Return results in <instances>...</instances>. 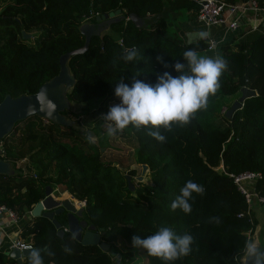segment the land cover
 I'll use <instances>...</instances> for the list:
<instances>
[{"label":"trees","instance_id":"1","mask_svg":"<svg viewBox=\"0 0 264 264\" xmlns=\"http://www.w3.org/2000/svg\"><path fill=\"white\" fill-rule=\"evenodd\" d=\"M0 2V101L5 95L33 93L54 76L58 57L82 46L79 26L86 17L93 23L95 16L117 9L123 16L112 22L108 31L91 36L86 51L67 62L74 78L66 94L68 101L78 104L97 99L84 114L100 116L107 111L108 102L119 100L114 90L120 79L129 87L134 80L155 85L157 77L165 72L178 75L174 65L184 63L186 50L200 53L206 47L205 40L183 42L163 32L167 23L162 15L164 8L183 10L191 21H197L198 6L193 0ZM256 2L264 6V0ZM129 14L143 23L135 26L125 19ZM31 30H37L33 44L21 38V32ZM119 38L122 45L117 42ZM132 48L140 53L138 60L120 59ZM217 48L227 61V70L206 110L199 111L184 127L174 125L171 132L161 129L166 136L164 143L149 136L147 129L126 128L136 141L132 163L138 169L145 166L146 182L134 179L137 169L122 171L104 153L102 142H107L108 136L103 133L106 129L100 126L102 122L93 126L102 131L99 135L79 125L63 126L31 115L15 122L11 132L0 139V158L12 167L11 174L0 175V204L23 220L18 233L21 239L30 240L34 248H45L41 253L45 264H163L132 247L134 235L143 239L163 226L178 235L189 233L194 237L191 253L174 264H240L244 243L251 240L256 220L252 204L247 207L227 174L259 172L261 177L254 186L264 195V25L219 43ZM158 56L162 63L157 61ZM241 87L254 94L246 97L229 118L222 112L224 126L215 125L212 115L220 110V100L238 96ZM66 113L68 110L62 111ZM97 135L102 142L96 141ZM125 174L134 182L132 191ZM188 180L201 185L204 192L193 193L192 212L186 215L180 209L173 211L171 204ZM57 185L62 190L57 188L56 193L64 191L63 198L73 205L84 202L78 220L84 222L82 231L98 234L97 243L83 245L73 239L66 230L65 211L54 215L63 231L61 236L47 218L28 214L44 197L45 187ZM100 242L107 245L105 251L98 246ZM0 264L16 263L0 252ZM22 264H29L28 257Z\"/></svg>","mask_w":264,"mask_h":264},{"label":"clouds","instance_id":"2","mask_svg":"<svg viewBox=\"0 0 264 264\" xmlns=\"http://www.w3.org/2000/svg\"><path fill=\"white\" fill-rule=\"evenodd\" d=\"M209 36L208 31L200 30L191 33L189 40H207ZM139 56L138 50L132 48L126 50L120 59L132 62L138 60ZM182 58L184 63L177 62L174 65L178 75L174 77L165 72L157 77L155 85L134 80L129 87L122 79L115 84L114 94L120 103L101 116L108 137H114L131 126L137 130L147 129L149 136L164 143L166 136L161 129L171 132L174 125L184 127L199 111L206 110L209 98L215 96L220 88V78L227 70V61L219 54L210 57L194 49L186 50ZM157 61L163 62L160 56ZM203 192L201 185L188 180L181 188V194L172 202L171 209H180L184 214H190L193 193L202 195ZM75 235L73 233V239ZM193 243L194 237L191 234L178 235L167 226L160 227L154 234L143 239L139 235L132 237L133 248L143 250L148 257L158 259L163 264H174L187 257ZM44 250V247L33 248L28 256L29 264H45L41 255ZM242 251L249 264H264V249L254 240H246Z\"/></svg>","mask_w":264,"mask_h":264},{"label":"water","instance_id":"3","mask_svg":"<svg viewBox=\"0 0 264 264\" xmlns=\"http://www.w3.org/2000/svg\"><path fill=\"white\" fill-rule=\"evenodd\" d=\"M123 18L120 10L110 11L106 14L95 16V22H83L79 26V33L83 36V44L78 48L69 50L58 57V72L39 85L33 93L21 94L17 97H10L5 95L0 101V139L8 135L15 122L25 119L31 115L50 121L55 124L70 126L75 125L68 118L62 114L63 110H68L70 104L66 94L71 90L74 85V78L69 72L67 62L69 58L75 54L83 53L86 51L90 37L99 36L103 28L108 27L112 22ZM135 26H140L143 21L134 14H129L127 17ZM28 33L21 32V38L27 39ZM254 91L246 87H241L238 91V96L234 99L230 107L225 111V117L229 118L231 113L239 108L241 102L253 95ZM89 135L92 132L87 131ZM129 169H138L137 165H131ZM145 169L141 165V172ZM12 169L9 162L0 158V175L5 176L11 174ZM125 181L128 189L133 190L134 186L130 180L129 174H125ZM138 180V179H137ZM52 190L49 186L44 189V197L36 202L30 210L32 217L42 216L47 218L53 226L57 229L56 234L61 236L63 231L60 224L54 218V215L65 211L66 215V230L81 244H95L98 241V234L90 230L82 231L84 225L83 221L78 220L81 215L82 209L76 208L68 199L58 200L52 196ZM94 234L95 239L90 240V234ZM251 240H254L260 248H264V227L260 226L254 229ZM102 251L107 249V245L103 242L98 244ZM32 249L18 250L11 248L7 251V256L15 261L16 264H22L24 258L29 256ZM240 264H249L247 257L242 254L239 258Z\"/></svg>","mask_w":264,"mask_h":264},{"label":"rangeland","instance_id":"4","mask_svg":"<svg viewBox=\"0 0 264 264\" xmlns=\"http://www.w3.org/2000/svg\"><path fill=\"white\" fill-rule=\"evenodd\" d=\"M1 4L2 2H0V6ZM162 15L167 21L163 32L166 35L172 37L173 39L178 40L179 36L177 35V33H178V30L183 29L184 23L186 22V19H185L186 12L183 10L172 12L168 8H164ZM108 30H109V26L106 28H103L100 31V34ZM36 33H37V30H31L28 33L29 37L27 38V43L29 44L34 43L33 36H35ZM111 34L115 36L114 33L111 32ZM236 96L237 95L229 96V97H225L220 100V105H221L220 110L215 111L212 115V120L215 125L224 126V121L222 120L220 115L222 114L224 108L226 111L230 107V105L232 104ZM119 103H120V100H113V101L108 102L106 104L107 111L100 114L99 116V115H93L92 114L93 112L84 114V112L90 111L97 104V99H91V100L78 103V104L69 102L70 108L68 109V113L64 114V116L68 118L70 121H72V123H74L75 125L77 126L79 125L81 128H84V129H92L94 133L101 135L102 131H99V129L93 128L94 124L98 122L103 123V121L101 120V116L103 114H107V112L112 106L117 105ZM78 120H79V123H78ZM102 123L100 124L101 127H102ZM105 132L106 131H104L103 133L105 134ZM128 133L129 131L125 129L123 132L118 133L114 137H108L107 142H105L104 140L102 142L101 137L98 135L95 137L97 142H102L103 145H105L104 150H103L104 153L107 156H110V159L113 160V163H115L116 166L122 171H127V169H129L128 166L130 167L131 165H135L134 163H132V154L136 146V141L132 133H129V134ZM145 174H146L145 169L143 170V172H141L140 169H137V174L134 176V179L136 180L137 178L138 181L146 182L147 179H146ZM134 179L133 181H135ZM57 188L59 190H62V187L59 185H57L55 188L53 186V188H51L52 190L51 194L59 198L65 197L66 193L64 191H61L59 194L56 193L58 192ZM251 209L253 211L254 218L256 220V226L254 229L256 230L260 226L264 227V204L260 205L257 203H252ZM19 222H23V220L19 219L18 223ZM89 239L90 240L95 239V236L93 233L90 234Z\"/></svg>","mask_w":264,"mask_h":264},{"label":"built area","instance_id":"5","mask_svg":"<svg viewBox=\"0 0 264 264\" xmlns=\"http://www.w3.org/2000/svg\"><path fill=\"white\" fill-rule=\"evenodd\" d=\"M197 4V10L195 12V18L197 22L204 26L222 24L227 29H235L237 26V20L240 16L247 13L263 14L264 6H259L256 0H245L238 3H228L225 0H193ZM128 16L125 17V19ZM89 17L84 19V22L88 21ZM119 45H122V41L119 38L117 40ZM206 47L204 51H214L217 47V42L211 38L205 40ZM225 108L223 109V112ZM1 152V149H0ZM222 170V169H221ZM236 185L237 190L243 195L244 201L249 207L253 202L264 204V195L259 194L255 190V181L261 177L259 172L244 171L242 173L233 175L228 173ZM34 176V173H33ZM250 188V189H249ZM71 198V196L69 197ZM83 201H77L74 205L76 208H82ZM30 214V211L28 212ZM241 216L242 214H238ZM19 218L16 213L0 204V241L2 236L5 235L4 227L8 224H15ZM9 247L17 248L18 250L33 249V244L30 240L13 238L9 239Z\"/></svg>","mask_w":264,"mask_h":264},{"label":"crops","instance_id":"6","mask_svg":"<svg viewBox=\"0 0 264 264\" xmlns=\"http://www.w3.org/2000/svg\"><path fill=\"white\" fill-rule=\"evenodd\" d=\"M186 22L184 23L183 29L178 30L177 35L179 36V40L183 42H193L189 40V35L193 32L205 30L210 33L209 38L215 40L217 42V45L219 43L231 40V38H238L241 35H245L247 30H256L259 26L264 25V15L263 14H255V13H247L242 16H240L237 20V26L235 29H227L226 26L222 24L217 25H210V26H204L203 24L197 22V21H191L187 17L186 13ZM106 32V31H105ZM217 47V46H216ZM199 54L206 55L210 57H214L216 54H219L218 48H216L214 51H201ZM55 199L63 200L65 198L56 197L52 195ZM31 216V215H30ZM19 221V220H18ZM18 221L15 224H8L6 227H4V233L5 235L2 236V239L0 241V252L6 254L9 249V239L13 238H20L18 233L19 229L22 226L23 222ZM7 255V254H6Z\"/></svg>","mask_w":264,"mask_h":264}]
</instances>
